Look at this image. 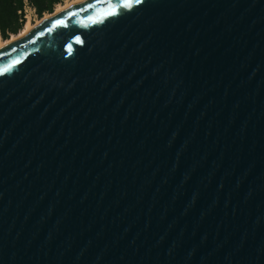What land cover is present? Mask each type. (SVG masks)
I'll return each instance as SVG.
<instances>
[{"label":"water","instance_id":"1","mask_svg":"<svg viewBox=\"0 0 264 264\" xmlns=\"http://www.w3.org/2000/svg\"><path fill=\"white\" fill-rule=\"evenodd\" d=\"M0 264H264V0H83L2 47Z\"/></svg>","mask_w":264,"mask_h":264},{"label":"trees","instance_id":"2","mask_svg":"<svg viewBox=\"0 0 264 264\" xmlns=\"http://www.w3.org/2000/svg\"><path fill=\"white\" fill-rule=\"evenodd\" d=\"M64 0H29L35 7L37 17L53 12L58 3ZM24 0H0V34L8 38L12 33H17L24 24ZM21 11V12H20Z\"/></svg>","mask_w":264,"mask_h":264},{"label":"bare ground","instance_id":"3","mask_svg":"<svg viewBox=\"0 0 264 264\" xmlns=\"http://www.w3.org/2000/svg\"><path fill=\"white\" fill-rule=\"evenodd\" d=\"M80 1H83V0H64L63 2L58 3L56 5L53 12L45 13L43 17L39 18L36 21H33L31 19L32 16L29 15L25 23L23 24V27L17 33H12L8 38H3L0 34V49L8 45L12 41L23 37L25 34H27L30 30H32L35 26H37L42 21L54 17L56 14L66 9L69 5L76 3V2H80Z\"/></svg>","mask_w":264,"mask_h":264},{"label":"built area","instance_id":"4","mask_svg":"<svg viewBox=\"0 0 264 264\" xmlns=\"http://www.w3.org/2000/svg\"><path fill=\"white\" fill-rule=\"evenodd\" d=\"M21 12V11H20ZM23 13H24V18L27 19V17L30 15H33V18L37 17L36 11H35V7L29 2V0H24V9H23Z\"/></svg>","mask_w":264,"mask_h":264},{"label":"rangeland","instance_id":"5","mask_svg":"<svg viewBox=\"0 0 264 264\" xmlns=\"http://www.w3.org/2000/svg\"><path fill=\"white\" fill-rule=\"evenodd\" d=\"M31 16H32L31 19H32L33 21H36V20L39 19V17L33 18V15H31ZM24 21H26V19H25ZM24 23H25V22H24Z\"/></svg>","mask_w":264,"mask_h":264},{"label":"snow or ice","instance_id":"6","mask_svg":"<svg viewBox=\"0 0 264 264\" xmlns=\"http://www.w3.org/2000/svg\"><path fill=\"white\" fill-rule=\"evenodd\" d=\"M138 2H139V0H138Z\"/></svg>","mask_w":264,"mask_h":264}]
</instances>
